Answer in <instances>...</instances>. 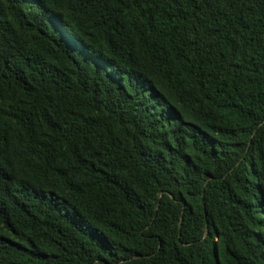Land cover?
<instances>
[{"label":"trees","instance_id":"16d2710c","mask_svg":"<svg viewBox=\"0 0 264 264\" xmlns=\"http://www.w3.org/2000/svg\"><path fill=\"white\" fill-rule=\"evenodd\" d=\"M0 264H264V0H0Z\"/></svg>","mask_w":264,"mask_h":264}]
</instances>
